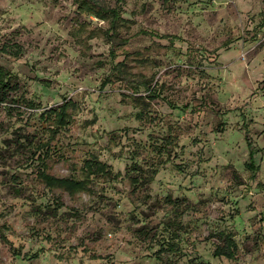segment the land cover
<instances>
[{"label": "rangeland", "instance_id": "obj_1", "mask_svg": "<svg viewBox=\"0 0 264 264\" xmlns=\"http://www.w3.org/2000/svg\"><path fill=\"white\" fill-rule=\"evenodd\" d=\"M99 1L0 0V264H264V0Z\"/></svg>", "mask_w": 264, "mask_h": 264}, {"label": "trees", "instance_id": "obj_2", "mask_svg": "<svg viewBox=\"0 0 264 264\" xmlns=\"http://www.w3.org/2000/svg\"><path fill=\"white\" fill-rule=\"evenodd\" d=\"M81 2L78 3V6L82 10H86L87 13L93 14L95 17L100 19H107L112 20L109 24L110 30L115 31L116 21H113V18L118 17L117 11L113 8H109L101 4L99 0H80ZM124 20V19H122ZM122 64L118 62L117 66ZM12 74L9 70L5 69L4 67L0 66V93L6 91L11 84ZM1 99V97H0ZM72 106V102L70 100L64 101L61 105H59L56 109H50L52 119L56 120L57 126L64 125L68 121V108ZM56 126V127H57ZM245 140L247 146L250 147V141L248 138L247 133H245ZM45 149L43 152L36 153L35 157L38 160V164L40 169L37 173L39 180L44 183V185L50 189L52 188H60L63 190L68 191L69 193H74L79 190H87V184L84 179H73L69 177H57L54 176L46 171V156L48 146L46 145L45 148H41V150ZM249 161L246 163V166L249 169H254L253 163V154L252 149H249ZM86 170L89 172L99 171L103 174H107L109 171L106 164L97 161L96 159H89L86 161ZM138 181V179H134ZM219 238V242L216 244L215 249L213 250L212 254L215 257L223 256L228 259L235 258L238 252L237 244L233 239V236L230 232L220 231L217 233ZM172 244L166 245V247H161L166 250H171Z\"/></svg>", "mask_w": 264, "mask_h": 264}]
</instances>
